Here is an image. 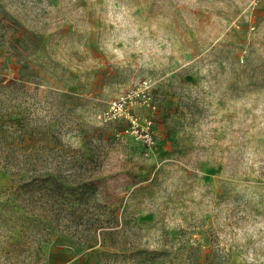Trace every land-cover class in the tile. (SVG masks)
<instances>
[{"label":"rangeland","instance_id":"1","mask_svg":"<svg viewBox=\"0 0 264 264\" xmlns=\"http://www.w3.org/2000/svg\"><path fill=\"white\" fill-rule=\"evenodd\" d=\"M143 79L153 146L104 118ZM0 134L118 223L103 254L0 225V264H264V0H0Z\"/></svg>","mask_w":264,"mask_h":264},{"label":"trees","instance_id":"2","mask_svg":"<svg viewBox=\"0 0 264 264\" xmlns=\"http://www.w3.org/2000/svg\"><path fill=\"white\" fill-rule=\"evenodd\" d=\"M3 146L0 173L11 178L10 185L0 186V225L9 229L10 225L18 226L20 238L33 236L35 242L30 246L37 251L43 231L46 229V235L50 229H58L89 246L98 243L104 247L100 253L106 252V247L112 245L109 240L116 231V223L109 218L108 210L100 208L99 179L85 167V160L81 163L76 160L79 166H75V171L64 169L62 164L48 167L46 162L38 163L37 158L42 154L39 151L19 149L17 152L13 146ZM20 241L17 239L14 245H20Z\"/></svg>","mask_w":264,"mask_h":264},{"label":"built area","instance_id":"3","mask_svg":"<svg viewBox=\"0 0 264 264\" xmlns=\"http://www.w3.org/2000/svg\"><path fill=\"white\" fill-rule=\"evenodd\" d=\"M152 98V83L149 79H143L130 90L114 98L104 113V118L106 120L127 118L130 123L127 125L128 127H126L125 132L132 133L142 139L148 146H153L155 138L152 131V119L145 118L143 121H140L133 111L136 104H150Z\"/></svg>","mask_w":264,"mask_h":264}]
</instances>
